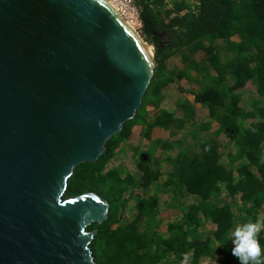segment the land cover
<instances>
[{"label": "trees", "instance_id": "16d2710c", "mask_svg": "<svg viewBox=\"0 0 264 264\" xmlns=\"http://www.w3.org/2000/svg\"><path fill=\"white\" fill-rule=\"evenodd\" d=\"M195 1L166 7L164 0H132L140 34L154 44L153 76L134 117L106 141L98 160L74 168L65 193L94 191L108 203L105 220L87 227L96 229L89 243L95 264H181L185 254L190 264H239L231 254L234 228L264 218V0ZM179 52L181 65L167 67ZM181 80L193 84L179 89L201 106L161 108L163 89ZM244 89L262 101L242 108ZM205 115L211 120L196 122ZM186 127L197 136L196 151L187 149L194 145L186 142ZM133 132L165 155L161 185L193 202L178 208L149 191L163 175L157 156L140 153L133 172L107 166ZM233 199L241 208H232ZM259 240L264 247V231Z\"/></svg>", "mask_w": 264, "mask_h": 264}, {"label": "water", "instance_id": "95a60500", "mask_svg": "<svg viewBox=\"0 0 264 264\" xmlns=\"http://www.w3.org/2000/svg\"><path fill=\"white\" fill-rule=\"evenodd\" d=\"M146 45L105 0H0V264H95L108 203L65 193L139 108Z\"/></svg>", "mask_w": 264, "mask_h": 264}, {"label": "rangeland", "instance_id": "374dc122", "mask_svg": "<svg viewBox=\"0 0 264 264\" xmlns=\"http://www.w3.org/2000/svg\"><path fill=\"white\" fill-rule=\"evenodd\" d=\"M165 1V6L166 7H170L171 3L173 1H179V0H164ZM187 4L194 7V5L196 4L195 0H187ZM131 18L133 20H131ZM126 20H131L134 23V31L137 32L139 34V36L142 38V40H144L143 36L140 34V27H137L136 21L133 17H130L129 19ZM145 41V40H144ZM146 43H150L145 41ZM163 42H165L163 40ZM199 51H196L195 53V57L197 59L202 58V53ZM151 52L153 54V58H154V50L151 49ZM180 55L181 52L175 54L168 62H167V67H170L172 64H179L181 65L180 62ZM155 66H156V62H155ZM179 83L172 82L169 83L164 89H163V98L161 100V104L160 107L163 109H166L168 111H179L182 110V105L185 103H190L193 104L196 107H200L201 104L198 103H194V97L193 94L186 92V91H181L179 88H192L193 84L191 82H187L185 80H181L178 81ZM258 96L256 93H254V91L252 89H244L243 92L240 95L239 98V102L242 108L244 109H250L251 105L254 104L255 101L258 100ZM260 101H262L259 98ZM184 106V105H183ZM198 120L196 121L197 123L199 121H205V120H211L208 116H198ZM213 122V121H212ZM194 131V130H192ZM184 134L186 135V142H188L191 145H194V147L192 148H188L189 150L192 151H196L198 148V143L196 144V139L195 137L197 136H191L190 135V131L188 132V129L186 127V130L184 132ZM202 135V133H200ZM204 136L208 135V132H204L203 133ZM176 136H172V138H175ZM196 144V145H195ZM160 147L155 146L153 143V139L152 140H147L144 137H142L141 135L137 134L136 132H133L130 134L129 138H127L126 140L122 141L114 155L113 158H111L110 160H108L107 162V166L109 167H116L121 169L124 172H133L135 170V160L137 159V156L140 153H145L147 152L151 157H158V165L159 168L162 170V176L160 177V179L158 181H156L155 183H153V185H151L150 187V192L151 191H157L159 193V196L164 200V201H168L173 203V205H175L176 207L180 208V207H185L187 204H190L191 202H193V197L184 193V192H180L177 191V194H172V192L170 191V189H168L167 187H164L163 185H161V182L163 180V178L165 177V173H166V169H167V163L165 161V155L163 156L160 152ZM228 150V144L227 146L224 145L223 148L220 149L221 151V158L220 160L222 162L226 161L225 157V153ZM163 153V152H162ZM144 157V156H143ZM139 192H143V191H139ZM144 194V192H143ZM242 203L237 200V199H233L232 200V208L236 209V208H241ZM207 224L208 221H207ZM212 227H204V232H207V235L210 231ZM205 235V233H203ZM205 262V261H201Z\"/></svg>", "mask_w": 264, "mask_h": 264}, {"label": "clouds", "instance_id": "9594fccd", "mask_svg": "<svg viewBox=\"0 0 264 264\" xmlns=\"http://www.w3.org/2000/svg\"><path fill=\"white\" fill-rule=\"evenodd\" d=\"M264 231V218L247 222L236 226L232 232L231 241L233 247L231 254L239 264H264V247L260 244V233ZM181 264H190V257L185 254Z\"/></svg>", "mask_w": 264, "mask_h": 264}, {"label": "built area", "instance_id": "2783aa9c", "mask_svg": "<svg viewBox=\"0 0 264 264\" xmlns=\"http://www.w3.org/2000/svg\"><path fill=\"white\" fill-rule=\"evenodd\" d=\"M105 1L107 2L108 0ZM111 1L118 6V12H119L118 14H121L120 16L122 18L123 17L126 18L128 14H133L135 15L137 27H141V23L138 16V9L132 3V0H111Z\"/></svg>", "mask_w": 264, "mask_h": 264}, {"label": "bare ground", "instance_id": "6f19581e", "mask_svg": "<svg viewBox=\"0 0 264 264\" xmlns=\"http://www.w3.org/2000/svg\"><path fill=\"white\" fill-rule=\"evenodd\" d=\"M107 3L117 12V13H119L118 12V6L114 3V2H112L111 0H108L107 1ZM119 15H121V14H119ZM130 17H133L134 19H135V15H133V14H128L127 15V17L126 18H124L125 20V23L132 29V30H134V23L131 21V20H133L132 18H131V20L129 21V20H126V19H129ZM135 21H136V19H135ZM146 49L149 51V52H151V49H150V47L148 46V45H146Z\"/></svg>", "mask_w": 264, "mask_h": 264}, {"label": "flooded vegetation", "instance_id": "af4514ba", "mask_svg": "<svg viewBox=\"0 0 264 264\" xmlns=\"http://www.w3.org/2000/svg\"><path fill=\"white\" fill-rule=\"evenodd\" d=\"M150 43H153V42H150Z\"/></svg>", "mask_w": 264, "mask_h": 264}]
</instances>
